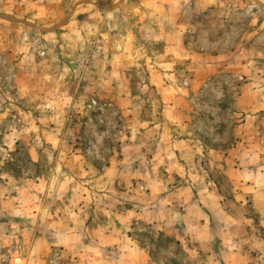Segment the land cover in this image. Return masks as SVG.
Returning <instances> with one entry per match:
<instances>
[{
  "label": "rangeland",
  "instance_id": "1",
  "mask_svg": "<svg viewBox=\"0 0 264 264\" xmlns=\"http://www.w3.org/2000/svg\"><path fill=\"white\" fill-rule=\"evenodd\" d=\"M0 264H264V0H0Z\"/></svg>",
  "mask_w": 264,
  "mask_h": 264
},
{
  "label": "crops",
  "instance_id": "2",
  "mask_svg": "<svg viewBox=\"0 0 264 264\" xmlns=\"http://www.w3.org/2000/svg\"><path fill=\"white\" fill-rule=\"evenodd\" d=\"M152 132L154 133L155 131L152 130ZM180 141H182V143H179ZM175 143L179 144L180 146H184L183 143L186 144V147H184V150H185V152L187 154L193 152V148L194 147L192 146V143L190 142V140H188V139H186V140H178ZM179 145H176V146L178 147Z\"/></svg>",
  "mask_w": 264,
  "mask_h": 264
}]
</instances>
